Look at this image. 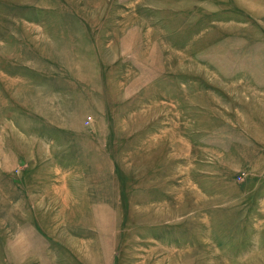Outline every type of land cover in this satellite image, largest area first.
<instances>
[{
    "label": "rangeland",
    "instance_id": "rangeland-1",
    "mask_svg": "<svg viewBox=\"0 0 264 264\" xmlns=\"http://www.w3.org/2000/svg\"><path fill=\"white\" fill-rule=\"evenodd\" d=\"M0 264H264V0H0Z\"/></svg>",
    "mask_w": 264,
    "mask_h": 264
}]
</instances>
